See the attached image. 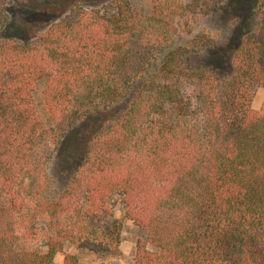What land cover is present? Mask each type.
Here are the masks:
<instances>
[{
    "label": "trees",
    "instance_id": "1",
    "mask_svg": "<svg viewBox=\"0 0 264 264\" xmlns=\"http://www.w3.org/2000/svg\"><path fill=\"white\" fill-rule=\"evenodd\" d=\"M221 1L151 0L149 14L128 0L109 3L114 15L76 6L23 40L0 0V264H90L68 244L117 253L116 194L142 231L135 264H264V112L252 107L264 0L230 76L191 61L209 34L177 44ZM40 82L48 122L32 97Z\"/></svg>",
    "mask_w": 264,
    "mask_h": 264
},
{
    "label": "rangeland",
    "instance_id": "2",
    "mask_svg": "<svg viewBox=\"0 0 264 264\" xmlns=\"http://www.w3.org/2000/svg\"><path fill=\"white\" fill-rule=\"evenodd\" d=\"M7 0L5 10L8 14L7 32L23 40L34 36L42 31L43 27H37L40 23H48L53 17H63L76 6L94 9L107 15H114L115 9L109 6L114 0H63V4L57 6L49 0ZM132 10L149 14L152 9L151 0H128ZM193 0H184L190 4ZM258 0H222L213 4L210 10L199 8L198 18L192 25L189 35H184L178 40L181 44L184 40L199 34H209L213 37V45L199 52L197 56L192 55L191 61L201 60L205 65L211 66L219 77H228L232 71V56L240 46L242 38L249 32L257 29L260 23L258 12ZM21 23L29 30L23 32ZM191 23V22H190ZM189 25V24H188ZM43 26V25H42ZM157 66V65H155ZM44 83H38L32 97L37 113L44 122H48L45 111L42 90ZM191 92L190 88L185 93ZM192 102V101H190ZM252 107L258 112H264V88H256L253 93ZM62 154V153H61ZM64 162L56 158L52 175L55 177V186L61 189L66 180L69 168L62 169ZM114 215L120 219L122 228L120 234L119 250L114 254H98L91 250L66 245L64 253L74 255L81 263L95 264L104 262L106 264H135L134 252L135 242L142 235V231L131 220L124 217L121 195H114L110 202ZM63 255L57 254L53 264H61Z\"/></svg>",
    "mask_w": 264,
    "mask_h": 264
}]
</instances>
